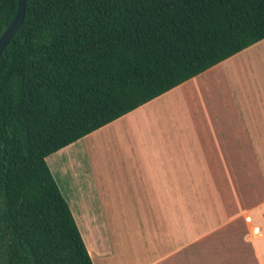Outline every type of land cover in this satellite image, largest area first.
Segmentation results:
<instances>
[{
	"label": "trees",
	"instance_id": "16d2710c",
	"mask_svg": "<svg viewBox=\"0 0 264 264\" xmlns=\"http://www.w3.org/2000/svg\"><path fill=\"white\" fill-rule=\"evenodd\" d=\"M263 39L264 0H25L0 58V264H93L46 158Z\"/></svg>",
	"mask_w": 264,
	"mask_h": 264
},
{
	"label": "crops",
	"instance_id": "0c3cea01",
	"mask_svg": "<svg viewBox=\"0 0 264 264\" xmlns=\"http://www.w3.org/2000/svg\"><path fill=\"white\" fill-rule=\"evenodd\" d=\"M90 135L95 174L73 167L83 137L56 152L78 154L66 194L55 181L93 264H264V39ZM52 164L63 170L59 158ZM223 185L251 222L238 223L236 212L229 241L200 257L206 247H191L200 217L189 202ZM127 191L135 201L128 213L113 204ZM127 216L139 219L138 230L140 219H154L151 242L131 235Z\"/></svg>",
	"mask_w": 264,
	"mask_h": 264
},
{
	"label": "rangeland",
	"instance_id": "374dc122",
	"mask_svg": "<svg viewBox=\"0 0 264 264\" xmlns=\"http://www.w3.org/2000/svg\"><path fill=\"white\" fill-rule=\"evenodd\" d=\"M96 135L94 136L88 135L87 137H84L80 142H78V144H76V147H80L81 149V152L78 153L79 155L77 153L75 154V148H70L60 154H58L59 152L54 153L47 158L46 162L48 164V167L52 170L53 177L59 184L60 190L62 191L63 194H66L65 187L68 185L69 180L73 179V172H75L72 169V165H71L72 163H70V158L74 159L75 155H78L77 159L80 160V165H82L83 167L80 166L79 164H76L75 166H73L75 167L76 171L79 169L78 172L82 170L84 173L89 171L92 175L95 174L92 166L94 161L90 150V148H92V142L90 139H95L96 141ZM57 158H59L60 161L63 162V170L57 171L56 169H54V165L52 164V162L53 159H57ZM125 195L126 197L121 199L120 202L115 201L113 202V204L122 205L125 208L126 213H128L134 209L133 204H135V201H133L132 198L128 196L130 195V192L127 191ZM238 205H239L238 211L236 208V204H234L235 206L234 209L231 206L229 185L226 186L223 185L217 188H215L214 186L206 187V192L202 200H198V201L194 200L189 202V209L191 214L200 217L199 218L200 225L197 226L196 224L194 228V232L191 235V240L194 241L193 244H191V247L194 246L195 248H197L202 245L206 247L205 255H203L201 249V253L199 255L200 257L205 256L206 258H213L214 248L212 249L209 247H213L214 243L218 244L220 242L229 241L230 235L228 232V227L236 224L235 218L237 213H238V223L240 219L243 218V220H245V217L250 215L247 211H245L243 203L239 202ZM94 206L97 207V204L95 203ZM129 217L130 216H127L125 220L129 229L131 230V235L133 236L135 235V238L137 240V238L139 237L138 235L139 233L141 235L145 234L146 237L148 236L147 237L149 239L148 241L151 242L152 240H150V238L151 236H153L154 233L152 228L154 219H140L141 225H140V229L138 230L139 219H134V218L132 219ZM118 219L120 220L119 233L122 234L123 230L121 225V218H115V220ZM195 221L197 222L198 219L196 218ZM195 248L190 253V256L192 257L197 256V250H195ZM221 249H224L223 245ZM194 250H195V254H194Z\"/></svg>",
	"mask_w": 264,
	"mask_h": 264
},
{
	"label": "water",
	"instance_id": "95a60500",
	"mask_svg": "<svg viewBox=\"0 0 264 264\" xmlns=\"http://www.w3.org/2000/svg\"><path fill=\"white\" fill-rule=\"evenodd\" d=\"M25 15V0H17L15 15L3 34L0 36V58L5 48L10 43L13 36L19 30Z\"/></svg>",
	"mask_w": 264,
	"mask_h": 264
},
{
	"label": "built area",
	"instance_id": "2783aa9c",
	"mask_svg": "<svg viewBox=\"0 0 264 264\" xmlns=\"http://www.w3.org/2000/svg\"><path fill=\"white\" fill-rule=\"evenodd\" d=\"M245 222L250 223L251 222V217L250 216H246L245 217Z\"/></svg>",
	"mask_w": 264,
	"mask_h": 264
}]
</instances>
